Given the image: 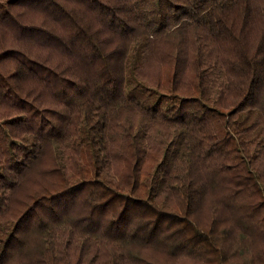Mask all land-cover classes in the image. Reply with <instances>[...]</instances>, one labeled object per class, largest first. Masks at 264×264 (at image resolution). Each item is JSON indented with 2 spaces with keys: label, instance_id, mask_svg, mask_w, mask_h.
<instances>
[{
  "label": "trees",
  "instance_id": "1",
  "mask_svg": "<svg viewBox=\"0 0 264 264\" xmlns=\"http://www.w3.org/2000/svg\"><path fill=\"white\" fill-rule=\"evenodd\" d=\"M0 264H264V0H0Z\"/></svg>",
  "mask_w": 264,
  "mask_h": 264
},
{
  "label": "rangeland",
  "instance_id": "2",
  "mask_svg": "<svg viewBox=\"0 0 264 264\" xmlns=\"http://www.w3.org/2000/svg\"><path fill=\"white\" fill-rule=\"evenodd\" d=\"M131 92L134 93V95L138 96L144 103H152L155 101L154 96H150L149 94H147L145 91H143L141 89H137V88L132 89ZM252 116H253V114H252Z\"/></svg>",
  "mask_w": 264,
  "mask_h": 264
}]
</instances>
